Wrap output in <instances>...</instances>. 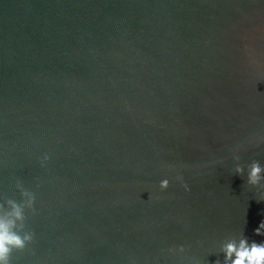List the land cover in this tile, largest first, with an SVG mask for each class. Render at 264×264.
I'll use <instances>...</instances> for the list:
<instances>
[{"label":"water","instance_id":"water-1","mask_svg":"<svg viewBox=\"0 0 264 264\" xmlns=\"http://www.w3.org/2000/svg\"><path fill=\"white\" fill-rule=\"evenodd\" d=\"M252 160L264 0H0V203L35 194L11 264L222 262L264 241Z\"/></svg>","mask_w":264,"mask_h":264},{"label":"clouds","instance_id":"clouds-1","mask_svg":"<svg viewBox=\"0 0 264 264\" xmlns=\"http://www.w3.org/2000/svg\"><path fill=\"white\" fill-rule=\"evenodd\" d=\"M48 157H44L47 161ZM233 159L237 162L234 173L245 175V166L239 163L240 156ZM182 179V177H177ZM246 183L252 188L261 189L259 201H264V165L258 160H252L246 166ZM20 191L21 201L7 199L0 203V264H11L14 252H22L28 244L32 243L34 234L26 230V210L34 211L35 194L25 189L20 183L16 185ZM161 191L169 187L168 179H164L159 185ZM186 187V186H185ZM255 236L264 237V220L254 230ZM174 254H183L186 249L181 246L178 249H170ZM223 254V261L216 260L214 264H264V241L250 240L243 233L224 240L219 246Z\"/></svg>","mask_w":264,"mask_h":264}]
</instances>
